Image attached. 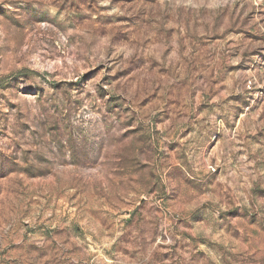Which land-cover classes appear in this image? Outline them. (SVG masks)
I'll return each mask as SVG.
<instances>
[{
    "label": "rangeland",
    "instance_id": "1",
    "mask_svg": "<svg viewBox=\"0 0 264 264\" xmlns=\"http://www.w3.org/2000/svg\"><path fill=\"white\" fill-rule=\"evenodd\" d=\"M0 264H264V0H0Z\"/></svg>",
    "mask_w": 264,
    "mask_h": 264
}]
</instances>
